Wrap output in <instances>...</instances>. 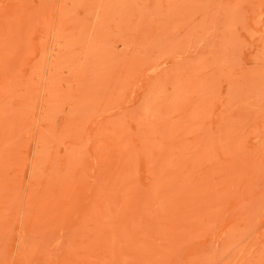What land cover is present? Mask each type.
<instances>
[{
    "label": "rangeland",
    "instance_id": "374dc122",
    "mask_svg": "<svg viewBox=\"0 0 264 264\" xmlns=\"http://www.w3.org/2000/svg\"><path fill=\"white\" fill-rule=\"evenodd\" d=\"M0 264H264V0H0Z\"/></svg>",
    "mask_w": 264,
    "mask_h": 264
}]
</instances>
